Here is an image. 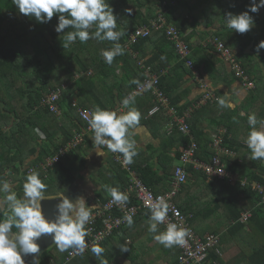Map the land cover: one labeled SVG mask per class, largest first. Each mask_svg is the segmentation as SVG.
Masks as SVG:
<instances>
[{
	"label": "trees",
	"instance_id": "1",
	"mask_svg": "<svg viewBox=\"0 0 264 264\" xmlns=\"http://www.w3.org/2000/svg\"><path fill=\"white\" fill-rule=\"evenodd\" d=\"M249 2L250 0H110V5L114 9V14H116L118 18V30H123L125 33L119 41L125 49V54L117 56L113 63L109 65L103 60L100 53L102 49L110 48L111 42L104 41L101 43L94 39H90L86 43L77 41L69 48L64 49L61 43L62 37L60 38L62 34H58L54 31L57 24V18L55 16L51 22L40 24L34 19L19 14L12 5V0H0V179L9 182L11 179L18 181V186L15 189L20 196L23 195V177L28 173L29 168H34L39 171L41 179L47 185L46 196L60 195L67 187L72 185L79 177L78 170H80L86 162L85 157L78 149L80 146L64 158H61L59 162L48 171H44L41 165L48 158L55 156L60 148L75 137L73 135L74 129L78 130L76 132L81 131L79 133H82V128L79 130V123H83L85 129L87 125L80 118L75 107L70 106L73 113L67 118L69 124L72 125L69 129L68 125H64L63 117L51 113L49 108H45L41 105L42 97L51 90L61 87L63 84L62 82L67 83L68 87L64 90L62 99L59 103V106L64 109L63 103H66L70 97L75 95L76 91L80 93L83 89L81 86H92L96 90V81L93 75L100 76V78L104 77L105 79L112 76L110 72L108 75H103L105 70L102 69H106L107 71L112 70L113 72L121 66L120 68L127 73L131 72V69L134 68L140 69L141 67L134 59V54L140 51L141 48H146L150 42H153L154 37L160 36L159 38L162 42L172 45L162 32L152 31L149 36L140 37L138 43L133 45L130 50L125 48L131 34L139 28L151 25L150 22L157 17L162 6L166 9L167 13L165 17L167 21L175 24L177 29L184 34L183 32H185L191 24H189L186 13H183V11L187 10L191 13L193 10L190 11L189 7H193L194 9L197 8V6H202L203 12L207 14L210 12L207 7L208 4H213V14L207 17L208 20L211 19L209 21L210 25H217V29L212 31V37L223 42L226 47L230 48L235 53L238 63L242 66L245 73L249 75L255 85L258 86L256 81H264V75L259 63L256 64L253 57L255 56V46L260 41L264 40V8H262V13L260 10L258 13H250L254 19V27L251 31L243 35L233 33L231 29L227 28L223 19L226 12L239 14L245 11ZM126 10L131 11L129 13V11ZM262 14L263 17H261ZM67 31H71V29ZM251 43H254L252 47L254 54H245L246 49ZM163 52L167 53L170 51L166 48ZM174 54L179 59L173 46V55ZM156 56L158 57L157 52L151 57L150 61L145 62V65L150 66L153 72L160 76L161 89L166 94L170 103L167 107H164L163 111L175 108L176 114L178 115L180 113L179 117H181L188 109L184 112L182 109H179L178 101L174 100L175 97L173 98L175 90H164L162 76L164 68L156 64L158 60ZM260 59L264 62V49L260 51ZM59 68L62 70L60 78L55 75V71ZM140 70L143 77L142 80H144V70L142 68ZM90 71L92 72L91 76L88 75ZM77 76H79V79ZM115 79L116 78H113L114 81H116ZM142 80H140V83ZM123 81L125 85V79ZM127 86L129 90L127 88L125 94L123 90L119 89V91L123 93V98L137 87L135 84L130 86L127 84ZM253 89H250V91ZM99 102H101L100 99ZM87 103L89 102L84 101L81 104L79 103L78 106H80V108H89ZM93 104L95 103L92 102V109L96 105L102 107L100 103H96L94 106ZM202 108L191 112L187 120V124L191 131L190 134H183L180 132L174 116H171L174 119V123L172 124L173 129L170 133L166 132V134L171 138L174 144L181 146V151L179 148V151L172 157L167 151L160 153L159 160L163 166L162 170L158 172L149 165L144 168L139 166L134 167L132 165L140 179L154 192L158 193L170 189V184L173 180L176 168L180 165V157L183 152L191 146L190 144H196V157L203 161H209L211 159L214 151L210 144L213 141L212 138L214 134L211 139L210 136L207 135H202L201 137L199 133L202 132V130L196 131L192 126L191 119L193 114ZM65 114L69 115L68 112ZM245 120H247V118ZM7 127L10 129L6 130ZM37 128H41L44 135H46V139L40 138L36 133ZM217 128L215 135L218 134L220 130L226 129L228 138L230 130L226 121L222 120L219 122ZM57 136H61L62 139L59 140ZM87 140H89V137L84 136L83 143ZM226 146L234 152L236 151L234 144L229 139H226ZM77 154L80 159L76 158ZM32 158L31 164L26 161ZM176 161H179L177 166H175ZM253 161L255 162L256 160ZM75 162L76 164L78 163V167L74 165ZM224 162L227 163V165L229 164V170L237 178L236 174L240 166L237 165V159L229 157L228 159H224ZM255 166V169L262 174H255L249 181L250 183L256 181L264 184V171H262L261 167H258V165ZM187 172V181L182 185L178 196L175 198V202L182 212L189 217V223L195 230L198 220L197 215L199 214L198 210L201 211L200 204L197 203L198 200H187V193L191 187L192 181L200 180L201 178L207 181L208 178L203 172L195 170L192 165H189ZM109 173L112 174V171L109 170ZM116 177L122 178V184L120 188H118L120 191L128 186L129 179L124 172L117 170ZM211 182L213 187L221 184L223 187L226 186L227 190L226 194L215 197L214 199V201L217 202V206L222 205V207L227 210L226 216L228 220H225L226 230L224 233H221L217 228L211 229V234L220 235L221 237V254H223V247L231 242L233 238H244L246 233L255 230L264 236V206L260 205L262 196L253 191L250 186L243 187L238 184L240 182L232 184L229 182L228 178H215ZM215 182L219 184L215 185ZM159 184L165 185L164 188L161 190L157 189V185ZM232 194L233 199L231 198ZM135 203H138L137 199L133 198L132 204ZM248 210H252V217L248 222H241L240 219L242 214ZM145 213L146 212H140V215H138L134 221H147L148 217ZM118 233L119 231H115L110 239L105 240L99 246L105 249L104 247L110 242H117L118 240L115 239V236H117ZM163 249L165 254L176 251L175 247L172 249ZM177 250H179L178 247ZM70 251L71 250L63 253L59 252L54 245L41 255L40 264H101V258L94 256L91 251H88L82 257L68 261L67 258ZM175 255L173 256L172 264H177L179 252L177 251ZM220 256L221 255L213 251L208 259L211 257L210 259L219 261L221 260ZM102 259L107 260L109 258H104L102 256ZM250 262L251 264H264V244L258 246L251 253Z\"/></svg>",
	"mask_w": 264,
	"mask_h": 264
},
{
	"label": "crops",
	"instance_id": "2",
	"mask_svg": "<svg viewBox=\"0 0 264 264\" xmlns=\"http://www.w3.org/2000/svg\"><path fill=\"white\" fill-rule=\"evenodd\" d=\"M189 10H193V13H189L187 10L183 11V13H186V18L188 19L189 24H191L190 27L183 32V35L184 40H186L189 46L191 45V60L194 62L195 68H190L185 62L180 61L175 54L173 55V44L171 45L162 42L159 38L160 36L154 37L153 42H150L146 48H141L140 51L136 53L134 52V59L141 67L139 64L140 62H148L156 52L158 53V57L156 56L158 59L156 64L160 65L161 68H164V73L162 74L164 90H175L173 98L175 97L174 100L178 101V107L179 109H182L183 112L186 109L191 108L203 97L204 89L201 87L197 75H199L206 84L209 82L211 83V89H215L213 91L217 98L227 92L231 95L232 101L236 104L235 109H222L216 101L215 104H209L193 114L191 119L192 126L196 131L202 130V132L199 133L201 137L202 135H207L210 136L211 139L218 129L217 124L222 120L226 121L230 130L227 139L231 140L234 144L236 149V156L234 159H237V165H240L239 171L236 174L237 180L252 179L255 174H262L255 169V165H258V167H261L262 171H264V161L256 160L254 162L253 160L248 159L250 152L245 140L249 128L247 120L245 119L248 118V115L254 113L258 120H264V94L259 96L253 93L258 90V86L253 89L255 91L246 89L242 82L234 77L231 67L224 62L220 54L213 48H208V46L206 47L204 45V43L207 42V39L213 36V34H211L212 31L217 29V25H210L209 21L211 19L208 20L207 18L209 15L213 14V11L211 14L206 15V13L203 12L202 6H197V8L194 9L193 7H189ZM166 48H168L170 52H163ZM120 67L113 72L112 70L107 71L106 69H102L105 70L103 75H108L110 72L112 76L105 79L104 77L100 78V76L93 75L96 81V90L92 86L83 85L81 86L83 89L80 93L79 91H76L75 95L70 97L66 103H63L64 109L60 107V114L58 116L63 117L64 125H68L69 129L72 127L67 120V118L73 113L71 107H75L76 112L79 113V110L82 108L78 105L84 101L89 102L87 103L89 106L87 109L91 110L92 102L95 103L93 106L96 105V103H100L103 108L109 109H115L119 106V102L123 98V93L125 94L127 91V84L130 86L132 85V80L140 81L143 78L140 67V69H131V72L129 73ZM61 71L60 68L55 71V75H57L58 78H60ZM90 73L91 76L92 72L90 71ZM77 78L79 79V76H77ZM113 78H116V81H114ZM124 79L125 85L123 81ZM62 83L66 89L68 87L67 83ZM119 89L123 90V93H121ZM99 99L101 102H99ZM154 105V98L151 95L136 97L135 107L141 112L142 118L140 121V128H138L133 134V139L136 140L138 145V155L134 158V162L131 166L133 165L134 167L139 166L144 168L149 165L159 172L163 168L159 160L160 153L167 151L172 157L181 147L174 144L171 138L166 134V132L170 133L173 129L172 124L174 123V119L171 116L179 117L180 113L178 112L179 114L177 115L175 108H172L151 115L150 109L153 108ZM66 112H68L69 115H66ZM79 126V130L82 128L81 134H84L87 137L91 135L87 132V128L85 129L83 123H79ZM37 129L44 133L41 128ZM261 130H264V128ZM76 131L78 130H73L74 136L81 132ZM57 138L59 140L62 139L61 136H57ZM79 146L78 149L85 157L86 162L83 166L81 165V169L78 170L79 177L72 183V185H74V191L77 195L83 196L88 206L94 207V212L101 203H105L111 198V196L104 191L102 185L107 184L120 188L122 178L116 177L117 170H119L120 172H124L129 179L128 186L121 190V192H124L129 188L130 174L122 168L120 164L116 165L110 153H108L105 158L98 157L92 148V141L90 139L81 143ZM76 156L77 159H80L78 154ZM32 160L33 158L31 160L27 159L26 161L31 164ZM178 164L179 161H176L175 166ZM74 165L77 167L79 166L76 162ZM132 169L136 171L134 168ZM109 170L112 171V174L109 173ZM10 182L14 186L18 185V181L16 180L11 179ZM210 182L211 180L205 181L202 178L200 180H194L187 193V200H198L197 203L200 204L201 211L198 210L199 214L197 215L198 220L195 228V231L198 232L200 236L211 234V229L215 228H217L219 232L224 233L226 230V222H223L222 220H228L226 216L227 210L222 207V205L217 206V202L214 201L215 197H220L223 196V194H226V186L224 185L225 187H223L221 184L215 182L214 184H219V186L217 185L213 187L212 182ZM231 183L234 184L233 182ZM164 186L165 185L163 184H159L157 185V189L161 190ZM164 191L167 192V190ZM164 191L158 193H165ZM231 198L233 199V194L231 195ZM132 200L133 198H129L130 203H132ZM147 227V221L140 220L134 221L131 228L127 225L124 226L119 231L118 235L115 236V239L118 241L110 242L104 247L105 249L102 256L104 258H109L110 260H103H106L107 264H172L173 256L177 251L180 254V250H177V247H175L176 251L165 254L163 247L152 239V236L147 231ZM160 227L161 230H163V227ZM124 241L128 242V247L130 249L127 253H121L118 249L120 244ZM262 244H264L263 235L256 230L248 232L244 238H233L231 242L223 247V254L220 256L221 260L214 261L210 259V257L204 264H251V253Z\"/></svg>",
	"mask_w": 264,
	"mask_h": 264
},
{
	"label": "clouds",
	"instance_id": "3",
	"mask_svg": "<svg viewBox=\"0 0 264 264\" xmlns=\"http://www.w3.org/2000/svg\"><path fill=\"white\" fill-rule=\"evenodd\" d=\"M12 5L19 14L40 24L51 22L55 16L57 24L54 31L62 34L60 40L64 49L77 41L86 43L94 39L101 43L111 42V47L102 49L100 53L109 65L117 56L125 54V49L119 42L125 33L118 30V18L110 0H12ZM261 8H264V0H250L245 11L239 14L226 12L223 16L224 23L233 33L246 34L254 27V19L250 13H258ZM126 11L130 13L131 10ZM68 29L71 31H67ZM262 49L264 40L254 48L253 58L256 64L260 61ZM131 83L142 87L139 80H132ZM147 87L150 88L151 84ZM207 87L212 88L210 82ZM136 95V92H130L115 109L96 105L85 115L88 130L91 132L89 139L98 157L105 158L108 153H113L120 154L124 165L134 162L138 155V145L133 139V134L140 128L142 118L141 112L135 107ZM217 104L220 108L228 110L236 107L228 92L217 98ZM247 124L249 131L245 143L250 152L248 159L264 161V130H261L264 128V120H258L253 113L248 115ZM9 129L8 127L6 130ZM36 132L41 139L44 138V133L38 129ZM102 187L117 206L128 203L127 193L107 184ZM46 191L47 185L36 169H30L23 177L22 196L17 193L11 182L0 179V264H25L29 256L31 264H40L41 243L38 241L42 238L50 240L62 253L71 250L70 254H83L90 247L91 253L101 258V264H107V261L102 259L104 249L95 242L90 246L86 240L89 234L86 226L92 219L94 207L88 206L83 196H78L75 200L62 196L55 199L58 202L51 206L49 212L42 207V201L53 200L45 195ZM145 207V215L148 217L147 231L156 243L165 249L187 245L191 230L181 224L169 222L168 213L171 206L163 196L154 201H146ZM174 215L179 216V212L175 211ZM122 222H126L131 228L134 224L133 216L125 215ZM161 225H164L163 230ZM118 249L121 253L129 252L128 242L121 243Z\"/></svg>",
	"mask_w": 264,
	"mask_h": 264
},
{
	"label": "built area",
	"instance_id": "4",
	"mask_svg": "<svg viewBox=\"0 0 264 264\" xmlns=\"http://www.w3.org/2000/svg\"><path fill=\"white\" fill-rule=\"evenodd\" d=\"M157 17L153 19L149 26L142 27L137 29L134 33L131 34L128 39L126 49H131V47L138 43L140 37L149 36L152 31H160L165 37L173 44L176 53L178 54L179 60L186 63L187 66L193 67V61L191 60V49L189 44L184 40V35L177 27L169 23L165 17L166 9L162 6L159 10ZM204 45L207 47L211 46L215 51H217L224 62H226L232 69L234 76L239 79L243 86L250 90L256 87L255 83L250 79L242 68V66L236 60L235 53L226 45L219 41L217 38L211 37L207 40ZM141 68L144 70V80L140 83L142 87H136L134 91L139 96L151 95L154 98L155 105L150 111V114H155L159 111H162L164 107L169 105V99L167 98L164 91L160 86V76L155 74L150 66H146L145 63L140 62ZM89 74H91L89 72ZM197 79L201 84V87L204 89V94L200 102L188 109L181 117H175V121L179 126V131L183 134H190V128L187 124L191 112L202 108L207 104H213L217 101V96L211 88L207 87L206 82L197 75ZM151 84V87H147L148 84ZM65 86L50 92L42 98L41 105L45 108H49L50 112L56 115L60 114L59 101L63 95V90ZM91 109L82 108L79 110L80 118L86 123L84 118L86 114L90 113ZM87 132L91 134L88 130ZM84 134L78 133L75 137L64 145L58 153L48 158L41 167L44 171L52 169L56 163L59 162L61 158L67 156L70 152L75 150L81 143L84 141ZM45 135L44 138L45 139ZM227 131L226 129L220 130L213 138L211 147L214 150L209 161H203L195 156L196 144L192 143L191 146L186 149L182 156L180 157V165L176 168V171L171 182L170 189L165 193H155L151 190L138 176L136 171H134L131 165H124L120 154L110 153L114 162L119 163L122 168L130 174V185L129 188L124 191L127 193L129 198L137 199L138 203L132 204L128 200L126 205L117 206L112 202L110 198L106 203L100 204V206L92 213V219L89 224L86 226L89 230L87 236V241L91 246L92 242L97 243L98 245L102 244L105 240L110 239L115 231H120L126 222H122V218L125 215H132L133 220H135L140 212H147L145 207L146 201H154L157 197L163 196L171 206V210L168 213L169 222H175L181 224L182 226L188 227L191 230V236L188 239V243L185 247H178L180 254L178 257L177 264H204L211 252L215 251L218 255L221 254L220 235L207 234L205 236H200L194 228L189 223V217L182 212L175 202V198L178 196L182 185L187 181L188 172L187 168L189 165H192L195 170L203 172L208 180L216 179H225L228 178L230 182H240L241 186H250L253 191L257 192L262 196V202L260 205L264 206V184L261 182H251L248 179L237 180L235 175L229 170V164L224 162V159L229 157L235 158L236 153L232 151L229 147L226 146ZM34 169V168H29ZM178 211L179 216L174 215V212ZM252 210L245 211L241 216V222H248L252 217ZM164 228V225H161ZM89 249H86L83 254L72 253L68 255L67 260L72 261L76 258L82 257L86 254Z\"/></svg>",
	"mask_w": 264,
	"mask_h": 264
},
{
	"label": "water",
	"instance_id": "5",
	"mask_svg": "<svg viewBox=\"0 0 264 264\" xmlns=\"http://www.w3.org/2000/svg\"><path fill=\"white\" fill-rule=\"evenodd\" d=\"M253 45H254V43H251L249 45V47L245 51V54H254L253 51H252ZM259 65H260V68H261V70L263 72V75H264V63H263V61L261 59L259 61ZM62 196H66L70 200H75L78 197V195L74 191V185H72L70 187H67V189L63 193H61V195L47 196V197H49V198H51L53 200L52 201H42V207H44L46 211L50 212L51 206L58 202V200H55V199H60V198H62ZM38 243H41V252H40V257L39 258H41V255L46 250H48V249H50V248H52L54 246V245L51 244L50 240H44L43 238L41 239V241H38ZM25 264H31V256L26 258Z\"/></svg>",
	"mask_w": 264,
	"mask_h": 264
},
{
	"label": "rangeland",
	"instance_id": "6",
	"mask_svg": "<svg viewBox=\"0 0 264 264\" xmlns=\"http://www.w3.org/2000/svg\"><path fill=\"white\" fill-rule=\"evenodd\" d=\"M208 9L210 10V12L209 13H207L206 15H209V14H211L212 13V11L214 10L213 9V7H214V5L213 4H208ZM212 9V10H211ZM260 12L262 13L263 12V9L261 8L260 9ZM205 17V16H204ZM261 17H263V14L261 15ZM211 34H213V33H211ZM209 39V38H208ZM207 39V40H208ZM258 82V90L257 91H255V92H253L255 95H259V96H261V95H263L264 94V81H262L261 83H260V81H257ZM67 106H68V104H67ZM154 107V106H153ZM150 110H152V108L150 109ZM8 128V127H7ZM6 128V129H7ZM18 185H16L15 186V188L17 187ZM23 193V192H22ZM0 196H2V194H0ZM223 222H225V220L223 219L222 220ZM155 263V262H154Z\"/></svg>",
	"mask_w": 264,
	"mask_h": 264
}]
</instances>
